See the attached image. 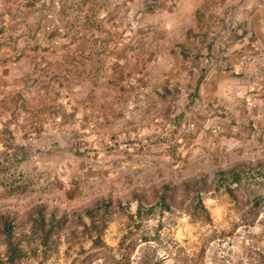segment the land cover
I'll list each match as a JSON object with an SVG mask.
<instances>
[{"label": "crops", "instance_id": "1", "mask_svg": "<svg viewBox=\"0 0 264 264\" xmlns=\"http://www.w3.org/2000/svg\"><path fill=\"white\" fill-rule=\"evenodd\" d=\"M123 128L264 147V0H0L1 160L77 143L99 171Z\"/></svg>", "mask_w": 264, "mask_h": 264}, {"label": "rangeland", "instance_id": "2", "mask_svg": "<svg viewBox=\"0 0 264 264\" xmlns=\"http://www.w3.org/2000/svg\"><path fill=\"white\" fill-rule=\"evenodd\" d=\"M132 130H117L113 138H117V148L109 154L115 158L99 171L82 163L83 152L77 143L63 145L59 152L47 145L27 155L19 151L8 161L0 157V256L6 253L2 227L7 221L11 247L20 255L14 264H264V200L254 209L250 207L253 185L243 189V185L230 184L232 197L216 181L218 171L241 163L253 169L263 160L264 147L222 152L209 139L203 142L197 137L192 153L171 142L164 144L169 148L167 154L162 144L148 141L144 144L148 147L137 153L127 146L133 139ZM155 138L152 134L146 140ZM256 178L249 174L241 182ZM184 182L189 185L187 194ZM163 183L174 187L167 192L173 196L167 198L170 210L157 208L153 216L137 219L133 203L125 206L130 193L138 190L146 196V203H152V188ZM194 191L208 219L200 211L190 213ZM107 195L111 201L97 215L95 200ZM37 203L44 204L45 214L55 208L61 218L44 250L45 258L40 257L47 244L39 237V217L33 222L30 218ZM86 208H93L91 218ZM99 218L104 225L100 243L95 245L83 225Z\"/></svg>", "mask_w": 264, "mask_h": 264}, {"label": "trees", "instance_id": "3", "mask_svg": "<svg viewBox=\"0 0 264 264\" xmlns=\"http://www.w3.org/2000/svg\"><path fill=\"white\" fill-rule=\"evenodd\" d=\"M217 182L223 184L225 191L229 196H234V190L230 188V184H234L235 186L243 185V189H247L248 185H253L255 187L254 193L250 196L252 200L250 201V207L257 208L261 200H264V158L261 161H258L257 164L254 166L253 169H249L246 163H241L236 165V167H231L226 172L218 171L217 172ZM255 175L257 178L253 182L244 181L243 180L248 175ZM188 182L183 183V191L187 192L188 189ZM171 189L173 192L174 187L170 186L168 183H163L157 188H152V195L155 197L152 203H146V196L141 191H132L130 193V201L124 202L125 206H129L130 203H133L134 208V215L137 219H145L153 216L155 209H162L165 211L170 210V205L168 202V197H173L171 194L169 195L168 190ZM167 193V195H166ZM185 194V195H186ZM198 191H194L192 200L194 204L191 208L190 213L194 214L196 211H200L206 219H208V213L203 206L200 199H198ZM196 199V200H194ZM111 201L110 195L106 197L102 196L95 200V208L94 210L97 211V215L99 211H103L106 207H108L109 202ZM119 201V199H117ZM44 204L37 203L32 207V215L31 219L32 222L35 221L39 217V221H37V225L40 228L41 234L39 235L40 240L45 242V247L42 248V255L41 258H45V248L50 243L51 237L54 232L57 230L55 227L58 226L59 221L61 220L60 216L56 214L55 208H52L49 213H44L43 211ZM93 208H86L87 215L91 218V214ZM10 223L5 221L3 222L2 231L4 234V241L6 245V253L4 257L0 256V264H14L20 258L19 253L12 249L11 247V232H10ZM104 222L102 218H99L97 222H94L93 219H90V223L83 225V230L88 233L91 243L97 245L100 243V235L103 228ZM93 231V234L92 232ZM146 240V238H144ZM21 251V250H19ZM35 251V249H34ZM33 251V253H34Z\"/></svg>", "mask_w": 264, "mask_h": 264}, {"label": "built area", "instance_id": "4", "mask_svg": "<svg viewBox=\"0 0 264 264\" xmlns=\"http://www.w3.org/2000/svg\"><path fill=\"white\" fill-rule=\"evenodd\" d=\"M48 17V16H47Z\"/></svg>", "mask_w": 264, "mask_h": 264}]
</instances>
